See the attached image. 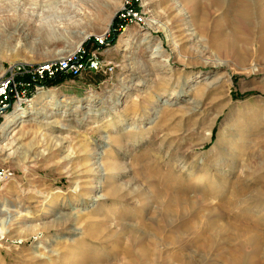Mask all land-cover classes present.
Wrapping results in <instances>:
<instances>
[{"label": "rangeland", "instance_id": "rangeland-1", "mask_svg": "<svg viewBox=\"0 0 264 264\" xmlns=\"http://www.w3.org/2000/svg\"><path fill=\"white\" fill-rule=\"evenodd\" d=\"M188 1L0 0V77L70 55L102 63L37 89L18 107L26 117L0 130V167L12 173L0 183V264H163L196 253L203 264L239 254L260 264L228 233L201 245L209 223L234 216L204 211L226 194L203 203L206 186L180 220L160 217L193 196L184 189L199 167L226 193L241 184V198L264 194V6L256 1L243 20ZM233 31L251 45L234 53L223 41ZM235 132L244 152L221 170L204 159L217 135ZM255 201L248 217L264 220ZM139 241L153 252L146 262L136 259Z\"/></svg>", "mask_w": 264, "mask_h": 264}, {"label": "bare ground", "instance_id": "bare-ground-1", "mask_svg": "<svg viewBox=\"0 0 264 264\" xmlns=\"http://www.w3.org/2000/svg\"><path fill=\"white\" fill-rule=\"evenodd\" d=\"M256 1H259L260 2L259 5H261L262 7L264 6V0H207L206 3L213 5V6H217V7L222 6L224 7V11L230 13L231 15L238 17L240 19H243V20H248L253 16L252 11L254 12ZM188 3L192 4L196 8H201V5L204 6V3H202L201 0H191V1H188ZM260 14H261V18L264 20V10ZM225 21L228 24L231 23L230 18ZM235 31H233V33L228 34L226 36L223 35L224 43L227 45L229 44L230 47L232 46L235 47L234 48L235 52L233 51L234 53L238 51L239 44L245 45V46L251 45V40L248 36L242 35L241 37H237L234 34ZM258 34H259V43H260V55L262 56L264 55V27L261 28L260 33L258 32ZM217 36L219 35H213V40L214 39L217 40ZM15 109L16 110L14 112L9 113L8 115L4 116L1 126H0V130L5 131V129L9 127L11 124H14L17 121H19V119L26 117L27 114L24 110H21L22 108H15ZM21 123L23 122L22 121L18 122V126ZM22 126L23 124L20 126V128ZM238 137L239 136H237L236 132L231 137H228V139H225V137L221 134L217 135V140L215 142L214 147L209 151L208 153L209 156L204 157V159L210 162V159L212 158L213 163L214 161L215 162H217L218 160L221 161V166L217 167L218 169L221 170L224 167L225 163L232 162L235 156H237L239 153L244 152V150L246 149V146L243 145L244 142H242V140H240ZM230 154H231L230 158L227 159L226 157L229 156ZM182 167H183V171L185 172L188 171L186 165ZM195 171L198 172V174H194L193 172ZM189 176L192 179V181L189 184H187L184 190L190 194L192 193L193 196L191 197V196L185 195L184 196L185 202H182L180 205H177L176 203H173V202L167 203L166 206L161 210V213L159 212L160 217H162L168 224L173 223L177 219L180 220L181 217H183V215H186L190 211L194 210V205L196 204L198 200L195 195L196 194L200 195L201 190L204 189V187L206 186L210 187L211 190H210V193H207L205 196H202L203 194L200 195V198L203 203H207L209 199H216L217 197H220L221 195L226 194L225 199H223L219 203V205L217 206L215 210L213 209L211 210V208L210 209L205 208V210L204 209L203 210L209 216H213L214 214H217L218 217H221L225 213L226 215L233 214L234 216L231 218V221L227 222L221 228L215 225L214 223H209L208 225L209 231L211 230L213 232H210L209 234H207L209 236L201 240V245L206 247V245L210 241H212L214 238L216 237L218 238L220 237V235L222 236L223 234L228 233L231 235V237H233V239L235 237V239H237L236 241H240L241 243L239 244H243L245 246L252 248L256 254L257 262H260V264H264V230H263L264 220L248 217V214H250L251 212L254 213L256 211L255 213L256 214L258 213L257 210H253L258 207L256 204H254V202H256L255 199L259 201H264V194H262L259 190L253 189V192L247 198L246 197L241 198L239 196V193L244 192L246 188L244 185H241V184L236 186L235 189L233 188L232 191L226 193L224 190L218 189V187L214 185L213 176H211L208 170L203 167H199L198 170H191V172L189 171ZM197 225L198 224H196V226ZM183 228H185V231H187L186 230L187 227L184 226ZM153 238H150L151 244L156 245L158 237L154 236ZM179 239L180 237L176 236L174 240L175 243H178ZM166 241H167V244L169 245L168 243L169 240L167 239ZM174 241L172 240L171 242H174ZM237 248L239 249L238 245H237ZM135 251H136L135 252L136 259L141 262H146L151 257V255H153V252H151V250L147 246H144L142 243H140V241L137 244ZM195 255H194L195 257L192 255H180V254L168 256V258L163 260V264L165 263L203 264L202 258H201L203 256L199 255V253H196ZM239 255L242 256L243 254H239ZM241 256L234 257L232 255H229L228 257H225L222 259L221 264H242Z\"/></svg>", "mask_w": 264, "mask_h": 264}, {"label": "built area", "instance_id": "built-area-1", "mask_svg": "<svg viewBox=\"0 0 264 264\" xmlns=\"http://www.w3.org/2000/svg\"><path fill=\"white\" fill-rule=\"evenodd\" d=\"M101 70L102 63L96 57L83 59L77 55L34 67L23 66L11 70L0 77V119L2 121L5 115L21 107L34 91L57 76L75 78L86 71L99 73ZM11 175L10 169L0 167V183L9 179Z\"/></svg>", "mask_w": 264, "mask_h": 264}, {"label": "trees", "instance_id": "trees-1", "mask_svg": "<svg viewBox=\"0 0 264 264\" xmlns=\"http://www.w3.org/2000/svg\"><path fill=\"white\" fill-rule=\"evenodd\" d=\"M94 73V72H91ZM67 78H70L68 76H57L55 79L48 81L45 86L50 87V86H55L58 85L60 83H62L63 81H65Z\"/></svg>", "mask_w": 264, "mask_h": 264}]
</instances>
